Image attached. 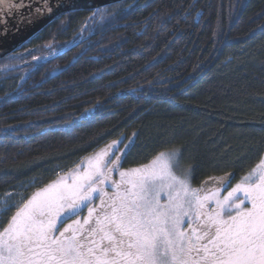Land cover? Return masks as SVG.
<instances>
[{"label":"trees","instance_id":"16d2710c","mask_svg":"<svg viewBox=\"0 0 264 264\" xmlns=\"http://www.w3.org/2000/svg\"><path fill=\"white\" fill-rule=\"evenodd\" d=\"M108 7L103 21L63 14L0 59V194L28 196L119 138L132 142L125 167L180 149L195 186L239 182L264 154V0ZM34 56L38 66L21 65Z\"/></svg>","mask_w":264,"mask_h":264},{"label":"snow or ice","instance_id":"6c2138e0","mask_svg":"<svg viewBox=\"0 0 264 264\" xmlns=\"http://www.w3.org/2000/svg\"><path fill=\"white\" fill-rule=\"evenodd\" d=\"M30 7L0 0V24ZM43 12H52L48 0L35 9ZM114 16L99 7L89 20ZM131 143L114 140L86 157L71 184L61 177L19 204L6 194L0 214L15 211L0 227V264H264V159L235 186L225 174L194 188L180 149L123 169Z\"/></svg>","mask_w":264,"mask_h":264},{"label":"water","instance_id":"95a60500","mask_svg":"<svg viewBox=\"0 0 264 264\" xmlns=\"http://www.w3.org/2000/svg\"><path fill=\"white\" fill-rule=\"evenodd\" d=\"M29 2L31 4L30 8H24L20 12H15L12 16L6 17V24H0V59L26 45L27 42L46 28L49 23L59 19L63 14L80 10L91 12L99 7H108L116 3H121L123 0H48L49 6L52 7V12H43L42 14L35 13L36 8L42 7V0H29ZM25 16L31 18L30 23L27 20L21 22ZM85 40L87 38L75 41L43 60L45 62L56 60L62 55L71 52L74 48H77ZM55 76L57 74L51 75V77Z\"/></svg>","mask_w":264,"mask_h":264},{"label":"rangeland","instance_id":"374dc122","mask_svg":"<svg viewBox=\"0 0 264 264\" xmlns=\"http://www.w3.org/2000/svg\"><path fill=\"white\" fill-rule=\"evenodd\" d=\"M114 140H121L122 141V145L129 143V141L126 142V140H123L122 138L121 139L119 138V139L108 140V142L103 143L96 150L88 153L85 157H82L81 159H79L74 165L71 166V168L66 169V170H62L59 174H57L55 176L54 180H52L51 182L45 184V186H47L48 184H50V183H52V182L60 179L61 177H63L68 184H71L73 181H72V176L70 174H75V173H78V172L84 170V168L86 166L85 158L86 157H90L93 153L99 151V149L105 147L106 145L110 144ZM122 145H121V147H122ZM154 157H152V159ZM261 158L264 159V154H263V156ZM147 163H149V162H147ZM78 165H79V167H77ZM135 167H139V166L125 167V165H123V163H122V168L123 169H130V168H135ZM247 174L248 173L244 174L242 177H244ZM242 177H240L239 182L242 179ZM113 179L119 180V176L116 175V174H113ZM239 182H236V183H239ZM235 184H232L231 186H235ZM45 186H43V187H45ZM191 186L194 187V188H200V187H202V185L195 186L194 183H192V182H191ZM43 187H40V188L34 190V192H32L31 194H29L28 196H31L33 193L39 191ZM107 191L109 192V194H111L113 190L111 188H108ZM9 193L12 194L11 200H8V197L6 195V194H9ZM223 194H226V193H222V195ZM28 196H24V195L22 196V191H19V190L6 191L5 193L0 194V201L8 200L9 203H13L14 202V203L19 204L21 202V199L22 198H25V197H28ZM164 201H165V198L162 195L161 202L163 203ZM97 203H99V201H97ZM85 215H87V212L86 211L83 212V213H81V217L80 218L82 219L83 216H85ZM4 218H5V214H0V227L4 226V223H3ZM69 222H71V221H69ZM187 223H188V220H187V218H185V226H187Z\"/></svg>","mask_w":264,"mask_h":264},{"label":"flooded vegetation","instance_id":"af4514ba","mask_svg":"<svg viewBox=\"0 0 264 264\" xmlns=\"http://www.w3.org/2000/svg\"><path fill=\"white\" fill-rule=\"evenodd\" d=\"M80 40H82V38H81ZM33 50H34V49L28 47V48L23 52V55H24V54L27 55L28 53L32 52ZM16 53H17V51L14 52V53H12V54H16ZM35 62H38V61L35 60V59H33V58H28V60H24V62L21 63V65L24 66V67H28V66H31V65H35V67H36V66H38V64H35ZM10 68H15V66H12V67H10ZM23 79H24V81H25L26 78H23ZM19 85H20V84H19ZM19 85H18V86H19Z\"/></svg>","mask_w":264,"mask_h":264}]
</instances>
